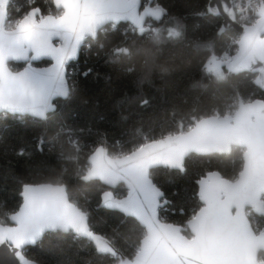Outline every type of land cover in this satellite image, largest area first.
I'll return each instance as SVG.
<instances>
[{
    "label": "snow or ice",
    "instance_id": "6c2138e0",
    "mask_svg": "<svg viewBox=\"0 0 264 264\" xmlns=\"http://www.w3.org/2000/svg\"><path fill=\"white\" fill-rule=\"evenodd\" d=\"M11 2L0 0V113L21 117L30 114L46 121L56 111L57 99H68L75 90L70 67L79 53L91 50L94 43L103 49L100 36L118 31L121 22L131 26L123 32L126 40L131 33L149 46L137 47L133 40L130 46L115 47L109 62L143 56L144 63L151 64L161 45L177 43L184 34L179 20L166 30L146 29L144 25L159 20L165 10L145 7V0H50L55 11L27 0V11L17 17L9 11ZM197 15L226 17L218 35L230 25L239 30L220 53L214 41L199 45L208 52L202 66L208 78L226 83L234 73L251 71L258 74L255 83L264 88V0L256 4L247 0L246 5L208 0L205 11ZM18 61L25 66L13 71L10 65ZM36 62L50 66L36 67ZM231 100L223 112L214 108L210 115H193L187 125L181 123L158 138L146 136L127 151L109 154L103 145L90 148L77 177L102 183L107 190L100 193L99 206L118 211L125 217L121 223L131 221L130 231L141 233L130 258L116 246L115 237L92 227L90 213L60 179L23 186L22 204L8 214L11 223L0 221V246L15 249L19 264H31L27 248L46 234L71 233L91 242L98 253L110 254L115 264H264V98L236 92ZM66 128L58 125L54 139ZM46 142L43 136L37 138L39 146ZM236 149L243 154L238 177L208 172L197 181L199 203L189 218L183 224L169 221L163 213L170 201L154 182V171L160 167L184 171L185 160L193 153Z\"/></svg>",
    "mask_w": 264,
    "mask_h": 264
},
{
    "label": "trees",
    "instance_id": "16d2710c",
    "mask_svg": "<svg viewBox=\"0 0 264 264\" xmlns=\"http://www.w3.org/2000/svg\"><path fill=\"white\" fill-rule=\"evenodd\" d=\"M207 4L208 0H154L151 5L162 7L165 14L146 23L145 28L175 26L179 20L184 34L177 43L161 45L153 63L146 65L143 56L109 62L115 47L130 46L133 40L137 47L149 46L146 39L131 33L126 40L123 32L131 26L121 23L118 31L100 36L98 43L104 44L103 49L94 43L91 50L80 52L70 67L75 90L70 98L57 100L56 111L46 121L29 115L0 114V221L8 222V214L18 210L25 184L60 179L70 196L90 213L92 227L115 237L116 246L130 257L131 246L141 233L130 231L131 221L121 223L125 217L118 211L99 206L100 193L106 190L102 183L77 177L87 164L90 148L104 145L110 154L127 151L146 136L158 138L181 123L187 125L193 115H210L214 108L223 112L236 92L241 97L264 98V90L253 82L254 73L232 74L226 83H216L202 70L208 52L199 45L214 41L220 53L237 33L229 29L218 35L221 17L197 15ZM36 5L55 10L50 0H36ZM27 9V0H12L9 5L14 17ZM11 65L15 70L22 64ZM60 124L67 128L54 139ZM41 136L47 142L39 146L37 138ZM69 156L77 159L70 160ZM242 167L243 154L236 149L228 154L193 153L186 158L184 171L157 168L154 182L170 201L163 214L169 221L183 224L198 206V179L212 170L232 179ZM26 256L40 264H115L111 255L99 254L91 242L71 233L46 234L41 242L26 249Z\"/></svg>",
    "mask_w": 264,
    "mask_h": 264
},
{
    "label": "water",
    "instance_id": "95a60500",
    "mask_svg": "<svg viewBox=\"0 0 264 264\" xmlns=\"http://www.w3.org/2000/svg\"><path fill=\"white\" fill-rule=\"evenodd\" d=\"M154 2V0H145V7H149V8H151V7H153L151 4ZM212 2H213V4H215L216 2H217V0H212ZM221 18H222V23H221V25L222 24H224V21H225V19H226V17H223V16H221ZM154 20H155V18H153ZM121 23H127V22H121ZM229 29H234L236 32H238L239 30H238V28H237V26L236 25H230V28ZM80 54V53H79ZM79 58V57H78ZM14 63H19V64H22V63H24L23 61H18V62H14ZM11 66V68H12V65H10ZM34 66H36V65H34ZM50 65H47V66H36V67H40V68H45V67H49ZM12 70L13 71H21V70H23V67L21 68V69H18V70H14L13 68H12ZM245 72H251V71H245ZM240 73H243V72H240ZM251 73H254L255 74V77H254V79H253V82H254V84L256 85V86H258L259 88H261L262 90H264V88H262V87H260L258 84H256L255 83V81H256V78H257V73H255V72H251ZM234 74H239V73H234ZM58 99H63V98H58ZM57 99V100H58ZM256 99H260V98H256ZM0 114H2V113H0ZM9 114H14V113H9ZM14 115H20V114H18V113H16V114H14ZM24 115H29V116H32V115H30V114H24ZM34 117V116H33ZM37 118H39V117H37ZM41 119V118H40ZM100 146V145H99ZM104 146V145H103ZM108 150V149H107ZM108 152H109V150H108ZM110 154V153H109ZM194 154H198V155H208V154H201V153H194ZM210 154H212V153H210ZM218 154H223V153H218ZM224 154H228V153H224ZM186 161V160H185ZM164 168V167H163ZM184 169H185V167H184ZM174 170H176V169H174ZM209 172H219L218 170H212V171H209ZM208 173V172H207ZM206 173V174H207ZM221 175H222V173L221 172H219ZM205 174V175H206ZM204 175V176H205ZM239 175V174H238ZM223 176V175H222ZM203 177V176H202ZM201 177V178H202ZM238 177V176H237ZM200 178V179H201ZM226 178V177H225ZM228 179V178H227ZM199 180V179H198ZM197 180V181H198ZM43 183H49V182H43ZM43 183H39V184H43ZM33 185H35V184H33ZM66 186V185H65ZM66 188H67V186H66ZM107 190V189H106ZM22 191H23V189H22ZM22 191H21V193H22ZM162 191H164V190H162ZM21 197H22V195H21ZM168 200V199H167ZM22 202H23V197H22ZM22 204V203H21ZM100 204H101V202H100ZM6 224H10L11 223V221L8 219V222H5ZM14 251H15V249H9L6 245H4V246H0V264H19V261H18V259L14 256ZM97 251V250H96ZM100 254V253H99ZM110 255V254H109ZM26 258L28 259V260H30L31 261V264H40V263H38L37 261H35V260H32V259H30V258H28L27 256H26ZM125 258H130V257H128V256H126L125 255Z\"/></svg>",
    "mask_w": 264,
    "mask_h": 264
},
{
    "label": "flooded vegetation",
    "instance_id": "af4514ba",
    "mask_svg": "<svg viewBox=\"0 0 264 264\" xmlns=\"http://www.w3.org/2000/svg\"><path fill=\"white\" fill-rule=\"evenodd\" d=\"M53 11H55V10H53ZM34 65H36V66H47V65H49V64H48V63H42V62H36ZM24 66H25V64L22 63L21 67L16 66V67H15V70L21 69V68L24 67Z\"/></svg>",
    "mask_w": 264,
    "mask_h": 264
},
{
    "label": "built area",
    "instance_id": "2783aa9c",
    "mask_svg": "<svg viewBox=\"0 0 264 264\" xmlns=\"http://www.w3.org/2000/svg\"><path fill=\"white\" fill-rule=\"evenodd\" d=\"M253 4H256L258 2V0H252ZM237 4H247V0H236ZM253 16H255V14H252Z\"/></svg>",
    "mask_w": 264,
    "mask_h": 264
},
{
    "label": "rangeland",
    "instance_id": "374dc122",
    "mask_svg": "<svg viewBox=\"0 0 264 264\" xmlns=\"http://www.w3.org/2000/svg\"><path fill=\"white\" fill-rule=\"evenodd\" d=\"M171 27H174V25L172 24V25H160L159 26V29H161V30H166V29H168V28H171ZM158 28V27H157Z\"/></svg>",
    "mask_w": 264,
    "mask_h": 264
}]
</instances>
